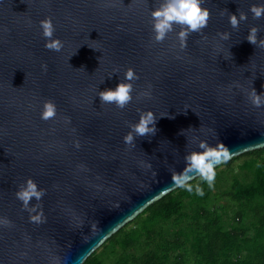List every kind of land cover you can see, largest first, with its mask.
I'll return each mask as SVG.
<instances>
[{"label":"water","instance_id":"95a60500","mask_svg":"<svg viewBox=\"0 0 264 264\" xmlns=\"http://www.w3.org/2000/svg\"><path fill=\"white\" fill-rule=\"evenodd\" d=\"M253 3L264 0H203L209 23L182 51L179 27L153 43L158 0H0V217L12 221L0 226V264H83L175 190L169 169L182 171L185 155L200 150L187 144L193 135L222 141L233 158L264 147V107H254L240 88L228 91L238 81L264 93V48L246 39L253 25L264 38V18L249 11ZM241 10L248 20L232 29L229 16ZM48 16L54 38L65 42L61 52L44 46L40 21ZM223 31L230 39L220 40ZM128 67L140 77L133 101L123 110L101 104L98 92L114 89ZM149 85L152 97L137 100ZM47 99L57 105L55 120L40 118ZM138 109L156 113L158 131L129 150L123 138ZM29 177L47 190L39 202L43 223L31 222L15 195Z\"/></svg>","mask_w":264,"mask_h":264},{"label":"trees","instance_id":"16d2710c","mask_svg":"<svg viewBox=\"0 0 264 264\" xmlns=\"http://www.w3.org/2000/svg\"><path fill=\"white\" fill-rule=\"evenodd\" d=\"M222 165L204 196L171 191L83 264H264V147Z\"/></svg>","mask_w":264,"mask_h":264},{"label":"clouds","instance_id":"9594fccd","mask_svg":"<svg viewBox=\"0 0 264 264\" xmlns=\"http://www.w3.org/2000/svg\"><path fill=\"white\" fill-rule=\"evenodd\" d=\"M253 15V19L264 18V3H253L249 9ZM211 18V12L208 7L203 6V0H158V6L151 11V23L153 31V43H163L168 37V34L174 32L177 27V39L179 41L180 50L187 48L188 37L192 33H203ZM248 20V13L239 11V15L231 14L229 16V23L232 29L239 30L242 21ZM40 28L42 29V36L45 38V48L55 52H61L65 46V42L59 37H55L56 26L51 16L46 17L40 21ZM260 27L253 25L250 27L249 33L246 37L247 41L259 48H264V38H259L258 33ZM220 40H228L231 33L227 31L219 32L217 34ZM207 40V36L202 37ZM217 50H222V46L217 42ZM97 50V49H96ZM71 58V57H70ZM69 58V59H70ZM44 71L48 69L47 64L42 65ZM119 69H114V73H118ZM140 77L133 67H128L124 73V79L120 80L119 84L114 89H106L98 92L101 104H112L116 108L123 110L133 101V92L135 91L134 82ZM233 87L242 89L248 101L256 108L264 107V93H257L254 87L251 89L244 88L238 81L229 85L228 91ZM151 98V85L148 88L139 91L136 99ZM139 120L136 123H130V131L124 136V143L129 150L136 147V139L138 137H152L155 136L158 129L156 127L158 117L153 110H139ZM161 115L160 117H165ZM57 117V105L55 101L47 99L43 102V108L40 118L44 121L55 120ZM66 125L71 124V117H63ZM189 131H195V128H188ZM202 131L212 132L213 129H204ZM75 132V129H72ZM181 134H184L182 130ZM75 147L79 148V139L74 141ZM187 144H197L200 150H192L188 152L185 157V167L182 171H177L175 168H170L172 187L186 190L188 193H195L198 196H204V188L201 182H205L209 189L214 188L217 176V167L222 164H227L235 155L230 148L218 140L215 145H211L208 140L200 139L198 136H191L187 138ZM141 166L145 169H152V164L142 161ZM84 170V166H79ZM157 175L155 171L152 173ZM199 182L193 184V181ZM46 189L38 187V183L31 177L27 178L24 183L19 185L18 191L15 193L16 198L22 202V208L30 213V221L34 223H43L46 221L42 204L39 203L46 194ZM35 198L38 202L32 204L31 201ZM0 226L11 227L12 221L7 217H0ZM95 225H93V228Z\"/></svg>","mask_w":264,"mask_h":264},{"label":"rangeland","instance_id":"374dc122","mask_svg":"<svg viewBox=\"0 0 264 264\" xmlns=\"http://www.w3.org/2000/svg\"><path fill=\"white\" fill-rule=\"evenodd\" d=\"M243 160H244V158H242V159H238V160H236L235 162H234V167L236 168V170H238L239 169V165L243 162ZM225 168V165H220L219 166V169L218 170H221V169H224ZM227 177V176H226Z\"/></svg>","mask_w":264,"mask_h":264}]
</instances>
